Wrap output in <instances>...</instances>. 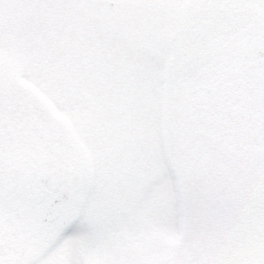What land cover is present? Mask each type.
<instances>
[{"label":"flooded vegetation","instance_id":"af4514ba","mask_svg":"<svg viewBox=\"0 0 264 264\" xmlns=\"http://www.w3.org/2000/svg\"><path fill=\"white\" fill-rule=\"evenodd\" d=\"M109 5L127 12L123 5L115 2ZM143 7L139 4L133 7L129 18L140 14ZM182 16L177 35L164 45L173 50L167 79V87L173 90L172 109L179 115L186 114L207 146V155L199 161L202 175L195 178L209 189L208 199L204 198L208 202L207 210L210 208L213 214L219 210L238 219L237 223L220 228L216 232L220 236L211 235L208 246L212 250L203 252L196 264H245L255 246H264V7L245 10L190 0ZM46 109L54 115L50 108ZM127 111L128 126L123 118L116 119L115 113L110 115L109 123L106 119L100 121L105 129L112 126L111 133L126 143L144 137L136 133L129 115L133 111ZM167 120L168 116L162 131L168 140ZM61 163L65 168L77 167L42 150L30 132L21 137L15 129H10L6 150L0 155V199L15 198L25 206L24 199L32 204L36 192L39 198L46 197L50 187L42 190L32 169L54 174L55 167H61ZM83 170V180L76 188L79 194L88 179L89 165ZM19 171L32 173L26 175L27 189L17 192L18 184L25 186L24 179L18 182ZM101 181L106 184L104 178ZM101 191L105 192L104 187ZM103 197L104 193L98 196L101 208H104ZM253 213L262 219L254 222ZM102 218L109 227L117 219L110 213H102ZM55 232L36 220L23 219L18 210L0 211V264H32L45 252ZM135 247L132 244L120 252L116 247L117 257L110 263L102 259L101 263L133 264L129 254ZM121 258L126 261L121 263ZM160 260V264L167 261ZM146 261L157 264L155 258L140 260Z\"/></svg>","mask_w":264,"mask_h":264},{"label":"rangeland","instance_id":"374dc122","mask_svg":"<svg viewBox=\"0 0 264 264\" xmlns=\"http://www.w3.org/2000/svg\"><path fill=\"white\" fill-rule=\"evenodd\" d=\"M108 1L123 5L127 12L123 13L116 5V10L109 9ZM189 1L99 0L92 5L73 3L72 6L23 13L31 18L33 30L23 34L19 43L33 54L43 51L60 64L70 62L73 71L87 81L100 121L106 119L109 123L110 115L115 113L116 119L123 118V123L128 126L129 118L125 115L129 109L133 111L129 115L137 134L140 132L145 138L164 137L162 130L168 116V141L174 148L182 181L194 205V211L179 223L161 224L146 215L117 213V219L110 227L104 224L94 243L84 240L65 242L51 255H47L46 249L32 264H73V261L75 264H102V259L110 263L114 256L117 257L116 247L120 252L131 248L132 244L136 245L134 252L129 254L133 264H149L140 260L153 258L157 264L162 258L167 259L164 264H196L203 252L212 250L208 246L211 235L218 237L220 234L216 235V232L220 228L238 222L236 216H228L217 209L215 214L210 208L207 210L208 202L204 198L208 199L209 189L195 178L202 175L199 161L204 159L208 149L186 114L179 115L172 109V89L167 87L173 50L164 45L177 35V25ZM261 2L264 4V0ZM137 3L144 5L142 12L130 19V10L138 7ZM9 15L17 13L10 11ZM239 17L243 19L240 13ZM145 52L150 55L141 59ZM25 87L32 90L41 105L53 111L56 120L70 123L64 113L56 111L48 96L31 83L25 82ZM123 129L126 131L127 127ZM107 130L112 131V126ZM88 165L89 175L81 194L84 199L91 196L98 201L99 194H105L101 189L104 187L106 191V184L101 181L91 157ZM251 218L257 222L262 216L253 213ZM125 261L120 259L121 263Z\"/></svg>","mask_w":264,"mask_h":264},{"label":"snow or ice","instance_id":"6c2138e0","mask_svg":"<svg viewBox=\"0 0 264 264\" xmlns=\"http://www.w3.org/2000/svg\"><path fill=\"white\" fill-rule=\"evenodd\" d=\"M97 2L0 0V155L6 150L10 129L21 137L30 132L42 150L81 169L87 168L91 157L99 176L106 180L104 208L91 196L69 200L55 193L48 195L50 210L41 222L47 226L55 215L60 224L47 255L68 241L94 243L104 227L102 213L146 215L163 224L179 223L194 211L174 148L165 137H140L126 143L113 135L100 122L87 81L73 71L70 62L60 64L43 51L33 54L19 43L23 34L33 30L31 18L23 15L25 11ZM203 3L245 10L264 7L261 0H203ZM10 11L17 15L10 16ZM149 55L145 52L141 59ZM25 82L48 96L56 111L64 113L70 123L56 120L25 87ZM245 264H264V246H255Z\"/></svg>","mask_w":264,"mask_h":264},{"label":"water","instance_id":"95a60500","mask_svg":"<svg viewBox=\"0 0 264 264\" xmlns=\"http://www.w3.org/2000/svg\"><path fill=\"white\" fill-rule=\"evenodd\" d=\"M72 182V181H71ZM69 182L68 184H56L55 185L58 187V189L60 190V192H58V195L59 196H64L66 198H68L69 200H78V198L73 195L71 193V187L73 185V183ZM80 200V199H79ZM36 210H34V213H35ZM38 214V212L36 213ZM43 214H41L42 216ZM45 216V215H44ZM53 227L57 228L60 224V219L57 218L55 215H53L50 219V223Z\"/></svg>","mask_w":264,"mask_h":264}]
</instances>
